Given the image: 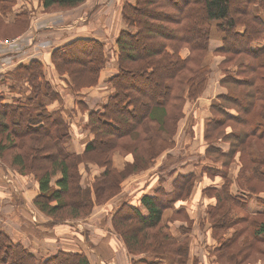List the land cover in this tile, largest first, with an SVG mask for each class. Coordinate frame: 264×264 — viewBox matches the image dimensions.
<instances>
[{"label":"trees","instance_id":"trees-1","mask_svg":"<svg viewBox=\"0 0 264 264\" xmlns=\"http://www.w3.org/2000/svg\"><path fill=\"white\" fill-rule=\"evenodd\" d=\"M17 1L0 0V37L16 38L29 27L30 12L15 11ZM85 2L42 0L45 11L74 9ZM122 20L126 29L116 37L117 72L105 80L110 95L100 109L77 100L87 113L86 129L91 136L83 153L66 148L58 117L46 103L57 95L45 78L43 63L32 59L15 69V78L26 79L32 98L8 101L0 93V157L6 155L21 175L34 176L39 194L33 202L42 213L61 222L69 216L87 217L96 204L121 193L128 177L150 169L157 158L175 148L188 105L207 89L212 71L210 41L216 31L222 45L214 54L224 57L218 72L227 93L209 107L203 134L207 147L201 159L202 173L224 179L220 187L203 190L215 199L208 207L217 243L214 254L219 264H247L253 260L251 249L264 257V249L255 246L264 243V213L246 212L251 199L264 191V0H135L124 3ZM183 50H188L185 57ZM50 60L58 73L68 75L72 88L80 91L99 84L108 58L102 40L78 37L54 49ZM32 101L38 103L33 107ZM194 135L192 127L188 128L186 142ZM219 143L229 144L228 152L217 147ZM115 154L130 157L123 169L115 166ZM174 158L166 154L158 171L167 177L175 175L170 169ZM236 158L240 167L233 180L228 174ZM82 160L104 169L96 177L94 192L81 184ZM174 178L172 191L160 185L153 196L142 197L148 215L128 200L114 213L113 228L128 253L156 256L152 261L132 258L130 264H166L163 258L167 255L175 258L174 264H189V229L180 227L178 238L164 215L190 197L197 175ZM258 202L264 205V199ZM182 215L189 218L185 208H179L169 221ZM232 227L235 234L226 237ZM36 261L22 243L0 231V264ZM69 263L92 264L83 252L63 250L43 262Z\"/></svg>","mask_w":264,"mask_h":264},{"label":"rangeland","instance_id":"rangeland-1","mask_svg":"<svg viewBox=\"0 0 264 264\" xmlns=\"http://www.w3.org/2000/svg\"><path fill=\"white\" fill-rule=\"evenodd\" d=\"M107 1L108 0H89L86 6L87 8L84 9V13H86L84 15V19L86 16V22H88L89 20V22L91 23V27L95 25L94 22L98 18L99 14L104 12L103 9H105L104 7L105 5L103 6V9L101 10H99V6L102 3H106ZM115 5H116V2H113L112 5L110 6L111 11L117 10ZM14 10L17 12L22 11V10H27L28 12H30L29 27L25 33H27L29 29H31L30 28L31 26L33 28L36 22L40 20L38 19V17H40L38 13H45V14H49L50 16H52V18L53 16L55 17V16L61 15L64 19V22L61 21L59 23L58 21L57 23H59L60 26L67 25V28L60 27L61 29H58V31H56L57 32L56 34L58 35H61L62 33L69 34V27H71L69 26L71 24V22L69 21V11L73 9L60 8V9H50L48 11H45L44 6L42 4V0H18L17 4L14 7ZM79 10L80 9H78V11ZM58 19H60V17ZM84 19L82 18L81 21L83 22ZM44 23L46 24L45 21ZM53 25L59 28V26H57L56 23H54ZM73 31L74 30H72V32ZM24 34L16 38H13V39H6L5 37H0V42H6L7 44H9V47H0V93L3 94V96L6 99H8L7 97L15 96L16 100H19L21 102H23L24 99L28 100L29 98H32L33 93L26 79L15 78V69L19 66V64L16 65L15 67H10V68L9 67L7 68L6 66L8 63L11 62V58L19 57L18 56L19 52L21 53L22 49L27 50L29 48L26 52H23L26 55H31L34 52H36L34 56L41 57V62L43 63V73L45 74V78L50 83L53 92L57 95L56 100L52 102H49V101L47 102L51 103L49 104V107L51 108L52 113L58 117L59 126L62 128L61 133H63L64 137L66 138L65 146L68 150H72V148L74 149L75 144L76 145L79 144L78 146L81 147V144H82L81 139L87 136V132H88L86 129V120H85L87 119L86 117L87 114H84L85 111H83L77 105L78 97L80 98L79 100H84L83 95H79V93L82 92V90L75 91L69 83L68 75L60 74L56 71L55 68H54V71L53 69L51 70L50 68V67L52 68L54 67L50 60L51 53L54 51V49L61 47L62 45L68 43L69 40L65 41L66 39H63V40L61 39L60 41H58V43H55V44L51 43L50 45V44H47L50 39L48 35L44 36L43 34H40V36H38V34L36 33V34H33L31 38L27 37V39H25L23 38ZM66 36L69 37V35H66ZM105 36L106 37H105V40H103V42L105 44V49L107 51V58H108L107 65L111 66L114 60L116 62L115 56H116V52L118 51V47H117V50L114 49V45H117L115 44L116 39L110 38L106 34ZM149 37L151 38V36ZM39 40H45V41H39ZM30 48H33L32 51H30L31 50ZM7 50L9 52L14 51V53L17 54V55H14L15 57L10 56V58H8L9 62L5 60L6 59L5 56H4V59L2 60L3 53ZM9 52H7V56H9L8 55ZM39 53H41V55H38ZM31 58H35V57H31ZM210 65H211V70H212L213 59L212 61H210ZM217 70L218 68L216 65V67H214V70L211 71L210 82H209L211 84L210 89H212L211 93L209 94L208 92L209 95L207 94L206 96H203L201 100L199 99L200 103L210 102L212 98L215 97L216 95L215 89L218 86L217 81L219 77ZM139 80H143V79L140 78ZM130 86H131L130 90L132 92H136L133 85H130ZM84 97H85V94H84ZM216 100L218 102V98H216ZM37 103H38L37 101H34L32 106L34 107ZM193 108H194V105L192 104L188 110V115L181 122L180 130H178L179 134L177 136V144L175 145L174 151L177 152V154H179L178 160H183V161L190 160L189 163L195 165V162L198 160V157H199L198 155L202 154L203 147L200 141L198 140H195L189 146V142L188 141L186 142L187 137L185 134V130L189 126L193 127V130L194 129L197 130L199 127H201V124L197 122L198 119H195L194 116L192 115ZM175 152L173 153L174 156H176ZM86 163H90V162L82 160L79 165V168L81 167V165H83L82 166L83 170H80L81 176H82L81 184L83 186H88L93 189L96 178L92 180V179H89V175L85 176L84 174L83 176V172L86 171L85 169ZM10 164H11V161L8 159L6 155L0 157V231L7 233L9 236H11L13 240L15 238H19L18 235H24L25 237L22 236V239L30 246H33L34 241L31 235L36 233L37 235H40L42 237L43 241H47V243L51 241H55L56 239H58V242H59V239H61L63 243H66L69 245L72 240H75V238L77 239L80 238V237H77V234H75L74 232L79 233L78 231L80 230L79 228L84 226L82 224L83 220L87 219L88 221L86 222L88 223V226L86 227L92 228V230L87 229L86 239L89 238L90 240H97L98 238H102L104 240H108V241H100V244L105 245L106 247H107V244L111 242L109 241L111 239H113L116 243H117V240H119V238L123 241L121 236L114 230L113 224H112V217L114 213L118 210V207L121 205L122 201L118 204L116 203V205L114 206L108 205V207H106L105 210L103 209L102 213L94 215L96 213L94 211L95 206H106L108 202H110L113 198L119 196L122 192L114 196L110 200L106 201L105 203L96 204L92 212L87 217H80V218H71L70 216L66 217L69 219H66L65 217H63V219H66V220H64L63 222L58 220L59 221L58 222L56 220L57 219L56 217H54L56 218L55 219L56 221H55L52 217H49L45 215L44 213H42L37 208V206H35L34 202L32 204L30 203L27 204L24 197L23 196L21 197L18 191H15V188H14L16 184L15 181L17 182L18 178L20 180V177L31 176L32 179L30 180V184H27L29 188H32L33 186L32 184H34L36 180L32 174L21 175L19 172L13 169ZM159 173H161V170H159ZM218 180L220 183L221 179L206 178L204 179V182L206 185L209 183H218ZM35 184L38 185L37 182ZM16 185H18V183ZM138 187L140 188L141 186H138ZM93 192H94V189H93ZM262 193H264V191H261L259 194H262ZM193 200L195 201V203L192 205V209H191V213H192L191 221L189 220L188 216H187L188 219H186L184 218L183 215L182 217H178V219H176L175 221H182L186 223V226H187L186 229L187 230L189 229V233L191 234V240H190L191 254L193 252L194 255L195 254L197 255V253L201 255L202 252L203 253L205 252L206 254H208V255L205 254V258H204L205 264H219L217 261V258L212 260L211 258L212 256L210 255L213 249V245H215L216 240L213 238V232L211 230L212 239L214 240H213V243L210 244L211 236L209 234L210 232L209 222H211V220L206 214L208 213V211L206 210L208 200H206L204 196L198 195V194L196 196L194 195ZM140 206L139 208L141 212L144 215L148 214V210L146 209V207L144 205H140ZM92 214L94 215V217H90ZM168 214H169L168 218L170 219L173 215L170 213ZM109 217H111L110 218L111 225L110 223L103 224L102 222H104L105 220L108 221ZM67 221H69V223H65ZM97 221H100V222H97ZM95 222H97L98 224L104 225V226L103 225L101 226V228L103 227L102 231L95 224ZM65 224H68V226H65ZM89 224H93L94 227L89 226ZM105 225H108L109 228H106ZM211 225H212V222H211ZM171 228L173 229V227ZM175 229H177V227H175ZM35 230L37 232H35ZM79 234L81 235L84 234V231ZM106 234L109 236L103 238V235H106ZM30 240L32 241L31 243L29 242ZM89 243H92V242L89 241ZM255 246L257 247V249H260V248L264 249V243L262 242L261 243L256 242ZM61 250L65 251L60 246L57 250L54 251V253L50 254L44 259L37 257L36 264H43L44 260L57 254ZM251 250H252L251 253L253 254V257H252L253 260L247 264H257V263L264 262V257L261 256V252H257V251L255 252L254 249H251ZM101 251H102V248H101ZM212 254L215 255L214 251ZM104 256L105 255L103 253V257ZM137 256L139 258H144L148 261H152L156 258V256L153 253H144V254H140ZM104 258L108 259V257L106 256ZM163 261L166 264H174L175 258L171 255H167L163 258ZM198 264H201V263L198 262Z\"/></svg>","mask_w":264,"mask_h":264},{"label":"crops","instance_id":"crops-1","mask_svg":"<svg viewBox=\"0 0 264 264\" xmlns=\"http://www.w3.org/2000/svg\"><path fill=\"white\" fill-rule=\"evenodd\" d=\"M135 0H108L106 3H102L99 6V10L103 9V6L105 7L104 12L100 13L98 18L96 19V21L94 22L95 25H93L91 27V23L86 22V16L84 19V15L86 13H84V9H86L87 4L89 2V0H87V2L85 4H83L81 7H77L75 8V10H70L69 11V21L71 22V24L69 26V34L66 33H62L61 35L56 34L58 31V29H61L60 27H66L65 26H60L59 23L61 21L64 22V19L61 15L59 16H50L49 14H45V13H38L40 15V17H38V20L35 24V26L32 28V26L30 27L31 29H29V31L27 33H25L23 35V38L27 39V37H32L33 34H38V36H40V34H43L44 36H49L50 39L48 41L47 44H55L58 43V41H60L61 39H66L65 41L69 40H73L75 38L78 37H96L100 40H105V34L108 35L110 38H114L116 39L117 35L122 31L126 29V25L124 24L123 20H122V8L124 3L126 2H130V3H134ZM113 2H116V9L115 11H111L110 6L112 5ZM78 9H80L78 11ZM107 10V11H105ZM82 11V13H81ZM98 11V9H97ZM96 11V12H97ZM88 14V13H87ZM95 15V13H94ZM46 17V18H45ZM60 17V19H58ZM52 18V19H51ZM84 19V21L82 22L81 19ZM95 19V18H94ZM44 21L46 22V24L44 23ZM59 21V23H57ZM56 23L57 26H59V28H57L56 26H54L53 24ZM72 28V29H70ZM72 30H74L72 32ZM66 35H69L66 36ZM35 36V35H34ZM57 36V37H55ZM39 41H45V40H39ZM116 44V43H115ZM222 45V39L221 36L215 31L214 32V36L211 39V43H210V50H209V55H208V61L210 64V61H212L213 59V67L212 70H214V67L218 68V65L222 62V60L224 59V57L222 56H217L214 54V51L219 48ZM29 49V48H28ZM27 49V50H28ZM32 51L33 48H30ZM47 49V48H46ZM114 49L117 50V45H114ZM27 50L22 49L21 53L19 52V57L17 58H11V62L7 64V68L9 67H15L18 64H28V62L32 59H37L41 61V57L40 56H34L36 54V52H34L31 55H26L23 52H26ZM7 52H9L8 50L5 51L3 53L2 56V60L4 59L5 56V60L8 61V58L11 57H15L14 55H17L14 53V51L9 52L7 56ZM188 54V50H183L182 55L185 57ZM38 55H41V53H39ZM31 57H35V58H31ZM14 59V60H13ZM9 62V61H8ZM113 64H111V66H106V68L102 71L101 73V81L99 82L98 85L93 86V87H89V88H84L82 90V92L79 93V95H83L84 101L86 102V104L89 106V108H95V109H99L101 107L102 104H104L108 98V96L110 95V88L106 83V78H108L111 75H114L117 71V66H116V62L114 60V62H112ZM215 63V64H214ZM211 67V65H210ZM51 70L53 69L54 71V67H50ZM218 71V70H217ZM219 74V72H218ZM220 80H221V75L219 74L218 77V81H217V87L215 89V97L212 98V100L210 102H201L200 100L203 96H206L209 92V94L211 93L212 89H210V83H208L207 89L205 90L204 94L197 99L193 105V116L195 119H198L197 122H199L201 124V127H199L197 130L194 129V138L193 140L189 143V146L192 142H194L195 140L200 141V143L202 144V154H199L198 156V160L195 162V165L190 164L189 161H183V160H175V158L179 157V154H177V152H175V148L163 153L159 158H157L155 164L148 170L143 171L137 175H131L130 177L127 178V180L123 183V191L122 193L113 198L110 202L107 203L106 206H95L94 211L96 212L94 215H97L99 213L103 212V209L105 210L106 207H108V205H116V203H120L123 200H128V202L133 203L135 205H137L138 207L140 205H143L141 203V199L143 196L145 195H149V196H153L154 192L157 188H159L160 185H163L165 187V189L167 191H172L173 186H172V182L175 179L174 177L176 175H189L192 173H195L197 175V180H196V185L191 193V196L183 202L178 203L173 209L168 210L165 215L164 218L168 220V223L170 224V227H173L172 231L175 234V236H177L178 238L180 237V231L179 228L186 226V223L182 222V221H172L170 222L168 216L170 214L173 215V213L177 212V210L179 208H185L188 216H189V220L191 221L192 219V213H191V209H192V205L195 203L194 199V195L196 196L198 195H202L206 198L207 201V206H206V210L208 211V207L211 205L215 204V199L212 197H209L205 194H203V190L207 187H220L223 183H224V179L221 175L219 174H213V175H209L207 173H202L201 169H202V161L201 159L204 157V152L205 149L207 147V144L203 141V134H204V129H205V124L206 121L208 119V115L209 113V107L211 106V104L214 102V100H216V98L221 95V94H226L227 90L225 88H223L220 85ZM210 82V80H209ZM15 94V93H14ZM13 94V95H14ZM85 94V97H84ZM208 94V95H209ZM31 97V96H30ZM8 101H13L15 100V96H11V97H7ZM80 98L78 97V100ZM23 100V99H22ZM25 101V99H24ZM199 101V102H198ZM52 102V101H49ZM47 103V107L49 109L50 112L51 108L49 107V104L51 103ZM96 104V105H95ZM192 104L188 105L187 107V111H186V116L188 115V110L191 107ZM77 107V106H76ZM87 114V113H84ZM200 116H199V115ZM185 116V118H186ZM184 118V119H185ZM183 119V120H184ZM87 122V119H85ZM182 120V121H183ZM181 121V122H182ZM181 125V123H180ZM188 128H191V126H189ZM187 128V129H188ZM187 129L185 130V134L187 132ZM193 129V127H192ZM180 130V127H179ZM179 134V131H178ZM177 134V136H178ZM177 136H176V144H177ZM90 135L87 132V136L83 137L81 139L82 144L81 147L78 145H74V149L72 148L73 152H76L77 154H82L84 151V147L86 145V143L90 140ZM217 147H220L223 149L224 152H228L229 150V144L227 143H219L216 144ZM176 153L174 156L173 153ZM166 154H172L175 158L172 161L173 165L170 166V169H173L175 171V175H173L172 177H167L166 174L164 172L161 171V173H159L158 171V167L163 163ZM183 159V158H182ZM130 161V157H122L119 154H115L114 155V164L116 167H118L119 169H123L125 167V165ZM208 162H204V164H206ZM83 165H81L80 170H83L82 168ZM216 168H221V164H216L215 165ZM240 167V163L238 158L235 159V161L233 162V164L231 165L230 169H229V174L228 176L235 180L238 174V170ZM85 169L86 171L83 172V176L85 174L89 175V179L94 180L96 177H98L99 175H101L104 171L103 168L98 167L97 165L93 164V163H86L85 164ZM89 172V173H88ZM161 178L165 179V182L163 184H161ZM221 179V182L219 183H209L205 185L204 179ZM31 176H26V177H20V180L18 178V181L15 183L14 188L15 191H18V193L20 194V196L24 197V199L26 200L27 204H32L33 203V199L39 194V188L38 185L35 184L36 182H34V184H32V188H29L27 186V184H30V180H31ZM20 181V182H19ZM138 186H141L140 188ZM264 199V193L259 194L254 196L250 203L247 206L246 212L250 215H257V214H263L264 213V205L260 204L258 202V199ZM24 204V203H23ZM22 204V205H23ZM119 208V207H118ZM141 208V206H140ZM139 208V210H140ZM141 211V210H140ZM142 213V212H141ZM143 214V213H142ZM207 216L209 217L208 213H206ZM94 215L92 214L90 217H94ZM144 215V214H143ZM148 215V214H146ZM110 218L109 217L108 221H104L102 222L103 224H107L110 223ZM46 221V220H44ZM88 221L87 219H84L82 224L84 226H82L81 228H79L80 230L79 233H82L84 231V234H79L78 232H74L75 234H77V237L80 238H75V240H72L71 243L68 245L66 243H63L61 241V239H56L55 241H51L49 243H47V241H43L42 237L40 235L32 234L31 236L33 237V246H30L29 244H27L23 239L22 236L24 235H18L19 238H15L14 236V241L15 242H20L22 244H24V247H26L27 249H29L35 256L36 258H45L47 256H49L50 254L54 253L55 250H57L60 246L62 249H64L65 251H72V252H79V253H85L92 264H130V261L132 258H139L137 255H130L125 247V244L123 243V241L119 238V240H117V243L111 239L109 241H111L110 243L107 244V247L105 245H101L100 241H108V240H104L102 238H98L97 240H90L89 238L86 239V234H87V229L92 230V228H88L86 226H88V223L86 222ZM100 222V221H97ZM97 222H95V224L101 229V226L103 224H98ZM65 223H69V221L65 222ZM111 225V223H110ZM65 226H68V224H65ZM89 226H93V224H89ZM104 226V225H103ZM106 228H109L108 225H105ZM175 227H177V229H175ZM209 228H210V244L213 243L212 239V225L211 222H209ZM35 232H37L35 230ZM236 232V228L232 227L229 228L226 231V237H231L232 235H234ZM190 238H191V234L189 233ZM109 235H103L104 237H107ZM25 237V236H24ZM67 237V236H65ZM22 241V242H21ZM89 241H91L92 243H89ZM30 243L32 242L31 240L29 241ZM47 243V245H46ZM217 245V243L215 242V245H213V249L212 252L210 253V255L212 256V260H214L216 258L215 255H213V251L215 246ZM102 248V251H101ZM103 253L107 258L103 257ZM205 252L201 255H199V253H197V255L191 254V249H190V262L189 264H198V262H200L201 264H205L204 263V258H205ZM208 255V254H206ZM45 261V260H44Z\"/></svg>","mask_w":264,"mask_h":264},{"label":"built area","instance_id":"built-area-1","mask_svg":"<svg viewBox=\"0 0 264 264\" xmlns=\"http://www.w3.org/2000/svg\"><path fill=\"white\" fill-rule=\"evenodd\" d=\"M0 47H9V44H7L6 42H0ZM257 264H264V262L257 263Z\"/></svg>","mask_w":264,"mask_h":264}]
</instances>
